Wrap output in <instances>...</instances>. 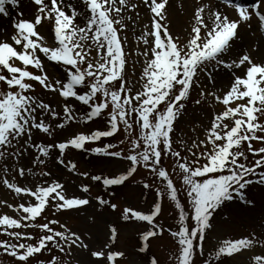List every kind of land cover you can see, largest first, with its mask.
<instances>
[{
    "label": "snow or ice",
    "instance_id": "1",
    "mask_svg": "<svg viewBox=\"0 0 264 264\" xmlns=\"http://www.w3.org/2000/svg\"><path fill=\"white\" fill-rule=\"evenodd\" d=\"M27 3L26 14L22 0H0V187L16 198L0 196V253L11 264H126L119 239L133 227L140 264H161L152 242L165 234V264H264L255 231L205 247L218 215L228 224L264 204V0H194L182 33L171 0ZM189 111L195 135H177ZM84 156L117 166L81 170ZM131 185L143 207L114 202ZM65 212L82 213L85 230ZM106 213L117 215L101 239L92 227Z\"/></svg>",
    "mask_w": 264,
    "mask_h": 264
},
{
    "label": "rangeland",
    "instance_id": "2",
    "mask_svg": "<svg viewBox=\"0 0 264 264\" xmlns=\"http://www.w3.org/2000/svg\"><path fill=\"white\" fill-rule=\"evenodd\" d=\"M250 2V0H249ZM22 5L24 6V11L27 13H30L31 9L28 6L27 0H22ZM224 7V6H222ZM225 10L231 12V9L228 7H224ZM14 14V13H13ZM191 15V12H188L186 14L181 15L179 18L175 19V23L177 24L176 27H172L173 33H182L184 28L189 23V17ZM0 24H7V21H0ZM134 25L129 23V30H127V35L129 37L130 45L135 44V37L132 32V28ZM132 65L133 61L131 58H129L128 63V75L132 79H136V76L141 71L140 64L135 65V73L136 75H133L132 72ZM46 96L48 94H45ZM197 119V115L192 113L191 111L186 114L180 122L177 124V135L183 131L188 137H192L195 135L190 129L192 126L193 121ZM77 160L80 161L81 170L84 168L93 169L96 167H116L117 165H100L97 164L95 161H91L90 157L84 156V157H76ZM70 184L76 185L83 180L84 183H88V180L83 178H77L73 175H68L66 177ZM140 177L138 176L137 179ZM75 188L73 187V189ZM95 191H93V195H95ZM0 196H6L11 202H15L16 198L9 195L7 191L0 187ZM258 199V207L256 208V211L254 214H247V215H241V214H233V219L231 223L225 224L222 222V217L217 216L215 220L216 224V232L209 237V239L205 243L206 247V254L207 251H210L212 249V246L216 244V238L219 237L221 239L224 238H239L241 236H247L249 233L255 231L258 235H264V221L261 220V216L264 215V204L259 203V197ZM114 202L120 203L122 206L126 203H131L132 206L137 207H143L144 202L139 198V192L136 191V185H131L130 187H122L117 192L116 197L114 198ZM91 211V210H89ZM117 214L112 213H106L103 219L100 221V223L97 226L92 227V231L94 235H99L102 239V229L104 227V223L106 221H112L116 218ZM61 219L64 221H67L69 227L73 228L74 230L84 231L86 227L85 223V217L80 212H65ZM162 223L165 224H173L174 220L172 216L168 215V213H165V216L161 220ZM28 231H33V229H28ZM6 238L2 235H0V239ZM119 247L123 248L127 252L128 261L126 264H140L141 257L137 255L136 251V229L133 227H125L123 229V233L120 236L119 239ZM174 250V243L173 241L168 237L167 234L163 238L154 240L152 242V251L155 252L161 259V264H165L167 261V256ZM42 258V257H41ZM83 258V257H81ZM43 259V258H42ZM47 259V258H46ZM246 256H238L235 261L232 262V264H244V261L246 260ZM12 258L7 257L5 254L0 253V264H11Z\"/></svg>",
    "mask_w": 264,
    "mask_h": 264
},
{
    "label": "bare ground",
    "instance_id": "3",
    "mask_svg": "<svg viewBox=\"0 0 264 264\" xmlns=\"http://www.w3.org/2000/svg\"><path fill=\"white\" fill-rule=\"evenodd\" d=\"M215 2V0H214ZM194 0H184L185 8L183 12L177 7V0H171V6L169 8L170 18L172 20V27H176L175 19L179 18L181 15L186 14L188 12H192L193 10ZM144 9L141 8V13H144ZM179 16V17H178Z\"/></svg>",
    "mask_w": 264,
    "mask_h": 264
}]
</instances>
